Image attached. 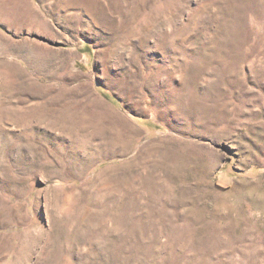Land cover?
<instances>
[{
    "label": "rangeland",
    "instance_id": "obj_1",
    "mask_svg": "<svg viewBox=\"0 0 264 264\" xmlns=\"http://www.w3.org/2000/svg\"><path fill=\"white\" fill-rule=\"evenodd\" d=\"M0 264H264V0H0Z\"/></svg>",
    "mask_w": 264,
    "mask_h": 264
}]
</instances>
